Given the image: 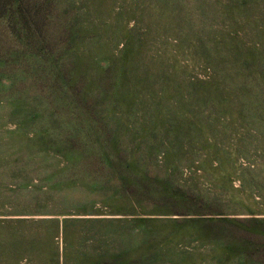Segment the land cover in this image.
I'll list each match as a JSON object with an SVG mask.
<instances>
[{"label": "rangeland", "instance_id": "rangeland-1", "mask_svg": "<svg viewBox=\"0 0 264 264\" xmlns=\"http://www.w3.org/2000/svg\"><path fill=\"white\" fill-rule=\"evenodd\" d=\"M17 4L110 89L0 64V264H264V0Z\"/></svg>", "mask_w": 264, "mask_h": 264}, {"label": "trees", "instance_id": "trees-1", "mask_svg": "<svg viewBox=\"0 0 264 264\" xmlns=\"http://www.w3.org/2000/svg\"><path fill=\"white\" fill-rule=\"evenodd\" d=\"M0 64H4L10 67V63L17 65L15 70H43L52 66L56 70H66L65 67H69L72 71V78L63 74H58V80L63 84L64 87H58L54 93L57 97L60 95V91L63 88L68 87L71 92V97L76 99L78 104L85 109H90L92 106L102 105L103 92L107 95L108 88L98 84L95 78L90 76L86 70H82L78 64H68L64 59L69 54V47H62L64 49L58 50L56 47V34L53 30H44L39 22L32 24L28 19V12L25 10L22 4L15 5V0H0ZM30 13H32L30 11ZM3 17V20L1 18ZM55 31H59L64 38V42H75L79 39L84 40L85 37H92V33L86 32L85 30H78L77 25L73 23H65L61 27L56 28ZM5 32L12 34L6 38ZM11 38L20 42L13 44ZM90 39V38H87ZM17 45L20 47L17 48ZM3 50L6 51L7 56L3 55ZM37 50V51H36ZM33 56L37 57V62L34 61ZM34 61V64L29 65L28 63ZM8 70V69H6ZM4 70L0 73L4 74ZM27 76V73L24 72ZM43 73V72H42ZM86 73V74H82ZM68 83V86L64 84ZM56 86V85H55ZM37 97L45 96L43 94H36ZM102 111V110H101ZM103 113V112H102ZM87 117L95 118L92 114ZM106 161L112 165H115L110 154L105 155ZM119 178L126 182L127 185L135 182V179L129 176H124L120 170H115ZM149 193V191H147ZM161 194L165 197H172L174 194L170 185L165 184L161 188ZM187 193L181 195L182 198L186 197ZM182 198H178L179 201Z\"/></svg>", "mask_w": 264, "mask_h": 264}]
</instances>
